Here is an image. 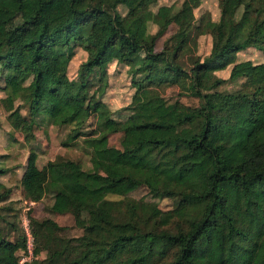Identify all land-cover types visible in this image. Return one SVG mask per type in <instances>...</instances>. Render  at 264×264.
I'll return each mask as SVG.
<instances>
[{"label":"trees","instance_id":"obj_1","mask_svg":"<svg viewBox=\"0 0 264 264\" xmlns=\"http://www.w3.org/2000/svg\"><path fill=\"white\" fill-rule=\"evenodd\" d=\"M52 1L0 0V25L19 16L24 26L38 27L16 49L9 43L22 26L0 31V105L13 131L27 135L40 125L43 131L46 125L65 130L60 144L80 148L87 166L61 155L38 166L37 144H28L20 198L35 202L49 193L44 210L50 215L28 216L33 256L20 264H264V119L217 116L219 104L211 103L201 80L202 72L228 67L227 77L212 86L229 81L234 88L221 95L244 98L239 91L264 74V4L217 0L218 16L212 18L207 10L194 16L201 0L177 6L142 0L122 14L117 6L126 0H60L59 10L45 13ZM200 36L209 41L202 56L196 53ZM77 47L85 58L64 84L43 51L60 48L69 58ZM249 47L263 58L237 57ZM108 48L123 62L137 60L125 112L116 115L102 100ZM7 81L23 91L20 103H14ZM168 86L176 88L170 99L160 92ZM259 90L252 91L253 99ZM143 128L165 132L132 144L121 140V148L108 142L111 134ZM123 154L140 164L120 162ZM64 163L72 168L59 170ZM138 187L145 193L129 196ZM12 189L0 181V264H18L23 247ZM107 194L124 196L134 221L102 214L98 203ZM163 198L173 200L168 219L161 209L151 210ZM70 210L86 218L79 234L62 236L63 227L51 216Z\"/></svg>","mask_w":264,"mask_h":264},{"label":"rangeland","instance_id":"obj_2","mask_svg":"<svg viewBox=\"0 0 264 264\" xmlns=\"http://www.w3.org/2000/svg\"><path fill=\"white\" fill-rule=\"evenodd\" d=\"M98 0H91V4H96ZM142 0H126L125 3L117 6V10L122 14L126 8L140 3ZM192 0H186V3H190ZM217 0H201L200 4L193 9L194 16L197 17L202 11L207 10L212 18L218 16V9L216 6ZM158 4H171L177 6L180 0H157ZM255 6H262L264 0H254ZM61 8L60 0H53L48 4L44 12L49 13ZM227 18L225 14L223 19L225 23V29H227ZM22 26L19 31L15 32L14 38L9 43L10 49H16L17 46L28 39L35 36L38 31L37 26H24L19 16H14L6 24L0 25V31H9L15 27ZM155 26L150 24L149 30L154 31ZM164 38L160 36L155 43V49L158 50L161 46V41ZM209 48V41L206 36H200L197 40L196 53L202 56L207 53ZM44 55L50 59L53 70L56 76L64 83L75 75L77 65L84 60L85 51L77 47L75 53L71 57H66L65 52L62 49H45ZM118 52L115 48H108L105 52L106 60V74L105 79L107 86L102 93V100L106 103L113 115L119 111L124 113L123 107L128 103L133 87L130 85V68L131 65L136 64L137 60L132 63L123 62L117 56ZM237 57L249 58L252 60H261L263 55L258 49L249 47L245 50L237 52ZM228 74V67L221 70H215L213 73L202 72L201 80L203 83L204 91L208 94L211 103L218 102L215 114L217 116H225L231 118L237 122H241L244 118H250L255 122L260 123L264 119V74L250 79V81L244 85L239 91L245 93L244 98H228L223 97L220 92H226L234 88L229 81L219 83L217 86H212V83L218 78H226ZM2 77V76H0ZM12 89L14 103H20L24 98V93L20 87L14 84L12 81H7ZM4 85V80L0 78V87ZM259 88V92L256 98H252V91ZM160 92L164 97L173 98L176 88L163 87L160 88ZM3 95V91L0 90V96ZM179 99L187 104H195L196 99L190 96H180ZM23 112V111H22ZM4 111L0 105V167H5L6 171L0 174V181L8 186H12L11 198L14 200L13 206L27 210V213L31 217L40 218L42 216H49L44 206L48 203L49 193L39 201L28 204L23 202L20 198L17 183L22 170V164L24 157L27 153V146L37 144L38 156L36 164L40 166L47 159H52L56 155L68 159H76L82 164L83 167L87 166L86 155L82 150L76 146L64 147L60 144L63 139L65 130L59 129L53 126H47L43 131L42 126H33L29 134H25V131H13L4 118ZM163 129H149L143 128L140 130H127L122 134L114 133L109 135L108 142L118 148H121V140L126 144H132L140 137H161L164 134ZM120 162L126 165L140 164V161L130 158L128 155L123 154L120 157ZM72 168V164L64 163L58 167L59 170H65ZM108 173L112 172V168L107 170ZM145 193L144 188L138 187L129 193V196L138 198ZM173 206V200L168 198L161 199L156 205L151 207L153 213L158 210H162L166 219L169 218L170 209ZM99 210L109 219L116 221H134V214L131 207L122 195L107 194L98 203ZM20 210V209H19ZM60 226L63 227L61 235H77L80 233L79 226L84 223L86 214L83 211L70 210L64 214L51 216Z\"/></svg>","mask_w":264,"mask_h":264},{"label":"built area","instance_id":"obj_3","mask_svg":"<svg viewBox=\"0 0 264 264\" xmlns=\"http://www.w3.org/2000/svg\"><path fill=\"white\" fill-rule=\"evenodd\" d=\"M31 203L30 201L27 205ZM28 216L27 210L20 208L19 226L21 227L23 235V247L17 260L18 264L29 260L33 256V240L28 226Z\"/></svg>","mask_w":264,"mask_h":264},{"label":"crops","instance_id":"obj_4","mask_svg":"<svg viewBox=\"0 0 264 264\" xmlns=\"http://www.w3.org/2000/svg\"><path fill=\"white\" fill-rule=\"evenodd\" d=\"M18 184V183H17Z\"/></svg>","mask_w":264,"mask_h":264}]
</instances>
